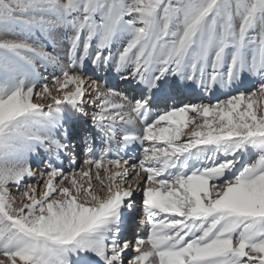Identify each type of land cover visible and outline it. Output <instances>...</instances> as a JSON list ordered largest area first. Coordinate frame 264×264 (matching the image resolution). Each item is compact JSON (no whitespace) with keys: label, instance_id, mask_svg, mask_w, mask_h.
<instances>
[{"label":"snow or ice","instance_id":"1","mask_svg":"<svg viewBox=\"0 0 264 264\" xmlns=\"http://www.w3.org/2000/svg\"><path fill=\"white\" fill-rule=\"evenodd\" d=\"M0 264H264V0H0Z\"/></svg>","mask_w":264,"mask_h":264},{"label":"rangeland","instance_id":"2","mask_svg":"<svg viewBox=\"0 0 264 264\" xmlns=\"http://www.w3.org/2000/svg\"><path fill=\"white\" fill-rule=\"evenodd\" d=\"M51 43L49 44V47L51 48ZM61 54H63L62 52H61ZM113 75H114V73H113ZM218 96H219V98H223L222 96H220V94H217ZM130 161V160H129ZM129 163H136V160H133V161H130ZM137 231L139 232V230L137 229Z\"/></svg>","mask_w":264,"mask_h":264},{"label":"bare ground","instance_id":"3","mask_svg":"<svg viewBox=\"0 0 264 264\" xmlns=\"http://www.w3.org/2000/svg\"><path fill=\"white\" fill-rule=\"evenodd\" d=\"M131 155H132V154H131ZM130 161H132V159H130ZM130 161H129V162H130ZM138 230H139V229H138ZM139 233H140L141 235H143V232H140V230H139Z\"/></svg>","mask_w":264,"mask_h":264}]
</instances>
